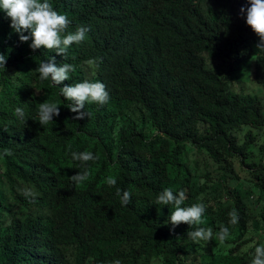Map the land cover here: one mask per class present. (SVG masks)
Segmentation results:
<instances>
[{"label": "trees", "instance_id": "trees-1", "mask_svg": "<svg viewBox=\"0 0 264 264\" xmlns=\"http://www.w3.org/2000/svg\"><path fill=\"white\" fill-rule=\"evenodd\" d=\"M49 2L68 17L67 31L89 29L65 57L21 42L0 10L7 59L0 69V264H250L255 246L264 245V145L252 146L264 125V94L248 92L247 82L264 49L240 12L249 0ZM50 56L76 69L59 86L36 72ZM92 58L99 62L95 75L85 64ZM225 59L230 73L218 68ZM240 64L245 78L233 88ZM85 79L103 82L110 99L86 103L90 117L76 120L60 87ZM257 81L264 88V76ZM43 102L60 108L44 126ZM82 151L97 158L72 159ZM233 156L254 169L250 187L229 175ZM84 171L82 183L70 179ZM24 185L39 193L34 202L17 191ZM165 188L185 192L182 207L203 203V223L173 227L174 206L155 204ZM221 224L229 229L223 242L216 236ZM201 227L211 228L213 239L194 243L187 234ZM256 231L259 239L251 236Z\"/></svg>", "mask_w": 264, "mask_h": 264}, {"label": "clouds", "instance_id": "clouds-1", "mask_svg": "<svg viewBox=\"0 0 264 264\" xmlns=\"http://www.w3.org/2000/svg\"><path fill=\"white\" fill-rule=\"evenodd\" d=\"M0 10L10 18V27L19 34L21 42H27L31 39L30 47L33 50L40 49L41 47L55 52L63 57L66 56L67 50L73 43L80 44L85 41L86 33L89 31L84 26H78L74 32L67 31L69 26V19L66 15L60 14L54 9L49 0H0ZM246 11V23L251 27L254 33L259 37L257 43L258 49H264V0H249V5L242 7L240 12L243 14ZM27 32L28 35L24 33ZM251 41V42H250ZM253 45V38L250 39ZM245 56V50L243 51ZM55 56L41 61L36 67V72L39 74L41 80L51 79L54 85H61L65 80L70 79V73L76 69L71 63H63L59 66L55 62ZM263 62L256 65L263 67ZM7 59L3 53H0V69L5 71ZM85 64L90 67L95 75V69L98 68L99 62L95 59H88ZM39 90V89H37ZM60 94L70 103L67 107L75 113L74 119L81 120L86 117L89 118L91 113L85 111V105L88 104H106L109 99V92L106 85L99 80L85 79L81 82L74 84H67L60 87ZM15 113L20 118L24 117L23 109L17 107ZM39 123L44 126L53 121L54 117L60 115L59 104L55 102H43L39 104L38 108ZM5 156H11V150L5 149ZM72 159L86 163L94 161L97 157L91 151L72 152ZM88 172H78L72 175L70 179L75 184H80L87 180ZM106 183L109 186L117 184L116 178L108 176ZM17 191L30 202H34L39 193L31 186L24 185L18 187ZM117 195H121V190L117 188ZM186 199L184 191L174 193L172 189L165 188L161 191L156 199L155 204L159 205H173L174 210L169 216V221L172 226H178L181 223H186L190 226L203 223L202 216L205 213V205L203 203H194L191 206L182 207ZM122 205H128L131 202V193L123 191L121 200ZM230 223L235 224L238 222V213L233 209L230 213ZM264 233V232H263ZM194 243L204 241L208 242L213 239V230L211 228H196L187 234ZM229 235V229L221 224L219 231L216 233L217 238L223 242ZM116 264H119L117 261ZM250 264H264V245L255 246L254 256Z\"/></svg>", "mask_w": 264, "mask_h": 264}, {"label": "rangeland", "instance_id": "rangeland-1", "mask_svg": "<svg viewBox=\"0 0 264 264\" xmlns=\"http://www.w3.org/2000/svg\"><path fill=\"white\" fill-rule=\"evenodd\" d=\"M207 2V1H205ZM218 64V68L221 70V72H224L225 69L227 68V71L230 73L231 70H233L232 68H230V60L228 61L227 59L225 60H218L217 61ZM257 74V75H256ZM264 76V67L259 66L258 68H255L254 65L251 64V68L249 69V78H248V82H247V90L248 92L252 93V92H257L259 94H264V88L262 87V85L257 81L258 78L263 77ZM245 78V74L243 71V65L240 64L239 68L235 69L232 73L231 79H232V87L236 88L238 87L239 84H241V82L243 81V79ZM244 129H241L238 132V139H241L242 136V132ZM258 135L257 140L253 143L252 146H254V148L257 149V145L258 143H263L264 145V125L261 127L256 128ZM198 157H200V154H197ZM257 158H260V154L257 155ZM229 160V164H230V168L228 173L229 175H235L237 174L238 178L241 180V184L243 187L248 188L249 186V181L248 178L249 177H253V170L250 169L251 171H249L246 168V165L241 163L239 161L238 156H233ZM208 162V161H207ZM200 168H205V163H204V159L201 160V162L198 164ZM211 167V165H210ZM227 181L229 180V178H225ZM248 209H249V214L253 215L255 213L254 210H252V206L253 204H251L250 202H248ZM264 231H262V234L264 236ZM259 235V233L254 232L253 235H251L253 237V239H255V237H257L259 239V237L257 236ZM264 239V237H263Z\"/></svg>", "mask_w": 264, "mask_h": 264}]
</instances>
